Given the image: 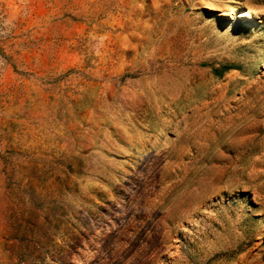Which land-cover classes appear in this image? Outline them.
Instances as JSON below:
<instances>
[{"label": "rangeland", "instance_id": "rangeland-1", "mask_svg": "<svg viewBox=\"0 0 264 264\" xmlns=\"http://www.w3.org/2000/svg\"><path fill=\"white\" fill-rule=\"evenodd\" d=\"M0 264H264V0H0Z\"/></svg>", "mask_w": 264, "mask_h": 264}]
</instances>
